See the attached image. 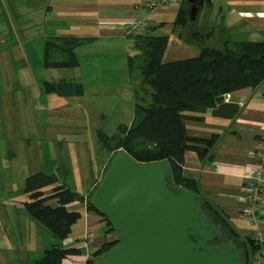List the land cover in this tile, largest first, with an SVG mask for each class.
Returning <instances> with one entry per match:
<instances>
[{
    "label": "crops",
    "instance_id": "0c3cea01",
    "mask_svg": "<svg viewBox=\"0 0 264 264\" xmlns=\"http://www.w3.org/2000/svg\"><path fill=\"white\" fill-rule=\"evenodd\" d=\"M151 1L0 0V145L3 148L11 142L14 149H22L20 143L25 140L18 135L30 125L37 126V113L40 117L50 118V123L42 132L43 135L48 134L44 140L46 147L56 150L57 154L59 150L65 151L62 158L58 155L57 160L46 163L49 168L46 171L49 172L45 173H56L58 184L64 183L85 197L83 203L68 206L69 211L80 214V219L62 242L63 248H75L80 252L78 256L66 260L65 264L95 260L97 251L117 240L116 233L109 230L102 216L89 209L86 198L104 177L105 168L112 157L111 153L99 147L94 134L96 127L106 133L109 118L115 116L122 119L124 102L130 103L133 116L132 92L126 69L130 44L123 29L141 12L147 18V28L151 34L167 38L163 63L190 59L199 54V49L185 40L187 33L182 36L180 27L174 26L179 4L167 9L149 10L147 5ZM197 6L200 9L199 17L201 15L204 22V25L197 23V28L200 31L212 29L213 39L218 40L220 47V40L224 39L264 41V0H203L202 3L198 0ZM35 16L37 50L34 49V42H26L32 36L20 29V22H36ZM61 37L82 41L74 49L76 67L43 69L46 40ZM35 60L36 71L44 72L45 76L40 75L39 82L36 79L35 83L23 86L22 81L30 80L32 72L35 74L33 78H37L36 71L31 67ZM56 71L60 72V76L53 75ZM60 80L80 84L81 95L62 97L46 89V82L57 83ZM41 89L43 92L40 94ZM41 95L47 100L46 106ZM227 95L229 102L239 105L233 119L215 117L211 109L204 114H185L188 116L184 121L187 136L209 138L218 134L221 139L213 159L200 160L193 152L186 151L183 175L199 184L201 191L224 213L236 231L254 237L242 209L247 196V176L256 165L255 148L264 141V82L256 88H243ZM74 99H81L82 103H76ZM126 113H130V109ZM28 118L32 120L27 121ZM92 120L91 153L85 158L80 143L73 138L76 134L74 124H86ZM61 122L71 126H60ZM110 125H115L113 120ZM61 140L65 145L60 144ZM101 150L103 153L99 157ZM28 157V161L37 167L35 154L29 153ZM93 157L97 159L94 171ZM11 164L8 163V166ZM19 169L10 168L9 180H24L19 175L26 173L22 169L19 172ZM77 182L90 185L80 188L75 185ZM57 186H49L43 191L47 194ZM20 190L21 195L16 201L24 205L28 196L22 192V187ZM259 216V230L264 233V206ZM36 233L30 226L28 229H17L14 237L18 249L39 250ZM86 234L90 235L89 240H85ZM259 257L261 264H264V242L260 244Z\"/></svg>",
    "mask_w": 264,
    "mask_h": 264
},
{
    "label": "trees",
    "instance_id": "16d2710c",
    "mask_svg": "<svg viewBox=\"0 0 264 264\" xmlns=\"http://www.w3.org/2000/svg\"><path fill=\"white\" fill-rule=\"evenodd\" d=\"M180 1L174 26L188 29L186 41L195 45L199 54L194 58L163 63L166 37L154 36L149 28L127 36L130 48L126 56V69L132 90L133 120L129 125H118L111 135L101 129L94 131L99 147L112 154L104 175L119 153L138 165L166 164L170 170L168 187L175 192L194 194L203 210L222 226L241 251L242 264H254L260 251L254 237L236 231L224 213L201 191L199 184L183 175L184 153L193 152L200 160L213 159L221 136L189 137L184 121L188 119L186 113L204 114L214 108L215 99L219 96L261 85L264 82V41L224 39L220 40V49L208 47L206 44L213 39L214 31H200L195 26L200 13L198 0ZM192 7L197 9L193 20L190 16ZM81 42L69 37L46 40L43 69L76 67L74 49ZM45 86L62 97H78L82 92L80 84L65 80L46 82ZM58 183L55 174L39 172L24 180L22 192L28 196V201L23 205L28 215L53 239L62 243L69 236L71 227L80 219V214L69 211L68 206L83 203L85 197L66 184ZM54 185L58 186L45 194L43 189ZM97 186L86 198L87 205L102 216L109 230H114L107 216L91 203ZM117 243L118 239L95 255L101 257ZM79 252L75 248L65 249L63 244L54 245L45 250L39 259L31 260L30 264H65L66 260L78 256ZM95 260H89L87 264Z\"/></svg>",
    "mask_w": 264,
    "mask_h": 264
},
{
    "label": "water",
    "instance_id": "95a60500",
    "mask_svg": "<svg viewBox=\"0 0 264 264\" xmlns=\"http://www.w3.org/2000/svg\"><path fill=\"white\" fill-rule=\"evenodd\" d=\"M196 12L190 9L191 20ZM238 109L225 94L211 114L230 120ZM169 175L166 164L138 165L123 153L114 158L91 203L107 216L118 243L92 264H241V251L219 242L197 197L168 187Z\"/></svg>",
    "mask_w": 264,
    "mask_h": 264
},
{
    "label": "rangeland",
    "instance_id": "374dc122",
    "mask_svg": "<svg viewBox=\"0 0 264 264\" xmlns=\"http://www.w3.org/2000/svg\"><path fill=\"white\" fill-rule=\"evenodd\" d=\"M36 22H27L23 21L20 22V29L26 31L29 33V37L26 39V42H34V49L37 50V16H35ZM200 23L201 25H204L203 18L198 16L197 21L195 23V26H197ZM22 25V26H21ZM200 25V26H201ZM180 34L182 36L188 32L187 28H180ZM39 30V29H38ZM35 33V34H34ZM26 35V34H25ZM27 36V35H26ZM35 36V37H33ZM186 40V37H185ZM208 47L220 49V44L218 43V40L216 42V38L212 39V41H208L206 44ZM37 60L33 61L31 63V67L34 69V72L36 71V65ZM37 74V78H33L35 74L31 73V79L30 80H23V86H28L32 83H35V80L37 79V82L40 81V75L45 76L44 72H35ZM53 75L60 76V72L56 71L53 72ZM83 76H81L82 78ZM21 86V83H20ZM131 89V85H129ZM132 91V90H131ZM43 92V89H41L40 94ZM41 98L44 101V105L46 106L47 100L44 98V96L41 95ZM38 101V98H37ZM76 103L81 104V99H74ZM133 101V100H132ZM123 107V118L122 119H116L115 116L113 119H108V125L109 128L107 129L106 133L108 135H111L114 133V129H116L118 122L119 124H126L129 125L132 120L133 116L131 114V105L128 102H124L122 104ZM88 109V107H86ZM130 109V113H126V110ZM89 110V109H88ZM54 115V114H52ZM57 116V115H56ZM50 118L40 117L37 113V126L34 127L33 125H30L29 128L26 129L24 133H20L18 136H22L25 140V142H21L20 145L22 149L16 148L14 149L13 143H9V146L6 145L3 148L0 145V264H30L31 260L39 259L42 256V253L51 248L54 245H62L61 242L53 239L48 232L42 228L35 220H33L26 210L24 209L23 203L16 201L17 197L21 195L20 188L23 185L24 180L36 173L39 172H49L46 170H49L47 166L48 161H55L58 159V155L60 158H62V155L64 153V149L59 150L58 154L56 150H51V148L46 147L47 142L46 137L48 134L43 135V130L46 129ZM27 121L32 120V118L26 119ZM114 121L115 125H110V123ZM129 120V121H128ZM129 122V123H126ZM60 126H71L67 122H61L59 124ZM73 125V124H72ZM78 125V126H77ZM74 126H76L75 135H73V138H75L80 143V150L85 155V158L88 157V154L91 153V135H90V128L94 127L93 120L90 123L83 124V122H75ZM96 129H100L99 127H96ZM111 132V133H109ZM69 136H71L70 133H68ZM2 137V134L0 132V138ZM63 137H66V134L63 135ZM60 144L65 145L63 140H61ZM75 146L76 143L74 142ZM30 147V149H29ZM31 154H35L37 158V167L34 163L28 161V156ZM103 151L101 150L99 153V157H101V154ZM15 156V157H13ZM93 161V171L97 168L95 165L97 162L96 158H92ZM8 163H12L8 166ZM60 163V162H59ZM10 168L15 169H22L26 175H19V173L14 172V174L19 175V177L23 178L19 180H9L8 174L10 173ZM56 170V169H55ZM55 173V171H53ZM29 174V175H28ZM56 174V173H55ZM76 186H80V188L87 187L90 185V183L87 182H77L75 183ZM26 195V194H25ZM28 226L31 228H34L37 233L35 234L36 242L39 245V250L36 251H26L25 249L20 250L18 249V246L16 244L15 240V234L17 229H28ZM114 231V230H112ZM115 233V231H114ZM242 264V260H241Z\"/></svg>",
    "mask_w": 264,
    "mask_h": 264
},
{
    "label": "built area",
    "instance_id": "2783aa9c",
    "mask_svg": "<svg viewBox=\"0 0 264 264\" xmlns=\"http://www.w3.org/2000/svg\"><path fill=\"white\" fill-rule=\"evenodd\" d=\"M180 0H153L147 6L149 10L167 9L179 4ZM148 27L146 16L138 12L137 16L123 29L124 35L127 37L135 33H141ZM264 120V114L262 115ZM256 165L247 176L246 184V202L242 209L243 216L250 224V230L254 235V239L260 245L264 242V233L259 230V215L263 212L264 206V141L259 142L255 148ZM90 235H85V240H89ZM92 259H86L77 264H87ZM254 264H261L259 255L255 257Z\"/></svg>",
    "mask_w": 264,
    "mask_h": 264
},
{
    "label": "flooded vegetation",
    "instance_id": "af4514ba",
    "mask_svg": "<svg viewBox=\"0 0 264 264\" xmlns=\"http://www.w3.org/2000/svg\"><path fill=\"white\" fill-rule=\"evenodd\" d=\"M211 224L220 231L219 242H224V243L232 242L233 244H235L234 241L228 236V234L225 233V230L222 228V226L214 218H211ZM223 233H225L226 235L225 238L222 240L221 236L223 235Z\"/></svg>",
    "mask_w": 264,
    "mask_h": 264
}]
</instances>
